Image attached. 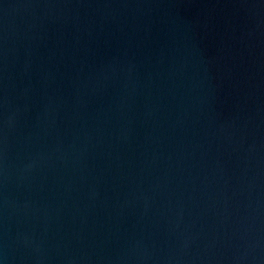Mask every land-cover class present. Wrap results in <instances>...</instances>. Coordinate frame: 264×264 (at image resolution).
I'll return each instance as SVG.
<instances>
[{"label":"water","instance_id":"1","mask_svg":"<svg viewBox=\"0 0 264 264\" xmlns=\"http://www.w3.org/2000/svg\"><path fill=\"white\" fill-rule=\"evenodd\" d=\"M0 264H264V0H0Z\"/></svg>","mask_w":264,"mask_h":264}]
</instances>
